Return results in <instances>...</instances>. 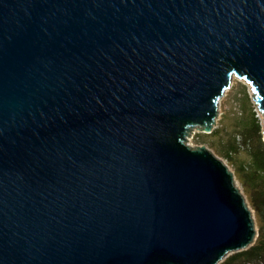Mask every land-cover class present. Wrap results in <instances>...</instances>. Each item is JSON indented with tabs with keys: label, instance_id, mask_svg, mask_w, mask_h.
I'll use <instances>...</instances> for the list:
<instances>
[{
	"label": "water",
	"instance_id": "95a60500",
	"mask_svg": "<svg viewBox=\"0 0 264 264\" xmlns=\"http://www.w3.org/2000/svg\"><path fill=\"white\" fill-rule=\"evenodd\" d=\"M234 75L264 119V0H0V264H220L253 245L233 173L185 142Z\"/></svg>",
	"mask_w": 264,
	"mask_h": 264
},
{
	"label": "rangeland",
	"instance_id": "374dc122",
	"mask_svg": "<svg viewBox=\"0 0 264 264\" xmlns=\"http://www.w3.org/2000/svg\"><path fill=\"white\" fill-rule=\"evenodd\" d=\"M253 96H256V92L248 81L237 75L232 76L230 85L218 100V112L211 130L214 133L209 134L211 132L195 125L191 127V133L186 135L185 142L194 149H208L228 166L234 175L235 184L243 192L247 204L252 209L257 224L256 212L250 200L252 187L250 189L246 186L247 178L240 172L243 164L249 165L247 147L241 143V125L259 124L263 134V115ZM257 237L258 235L256 239Z\"/></svg>",
	"mask_w": 264,
	"mask_h": 264
},
{
	"label": "trees",
	"instance_id": "16d2710c",
	"mask_svg": "<svg viewBox=\"0 0 264 264\" xmlns=\"http://www.w3.org/2000/svg\"><path fill=\"white\" fill-rule=\"evenodd\" d=\"M249 99V97L247 96ZM241 143L247 147L249 163L242 165L246 186L252 187L250 200L256 212L258 237L250 247L230 254L220 264H264V140L259 124L241 125ZM214 133L212 131L209 134ZM238 144V142H237ZM241 167V166H240ZM244 168V170H243Z\"/></svg>",
	"mask_w": 264,
	"mask_h": 264
}]
</instances>
